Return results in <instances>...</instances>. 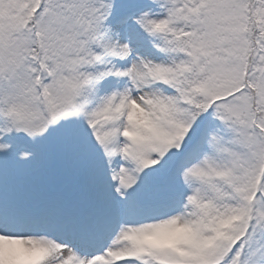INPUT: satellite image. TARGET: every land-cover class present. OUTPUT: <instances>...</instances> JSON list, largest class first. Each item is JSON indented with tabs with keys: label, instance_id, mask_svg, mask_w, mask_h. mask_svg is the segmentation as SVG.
I'll list each match as a JSON object with an SVG mask.
<instances>
[{
	"label": "snow or ice",
	"instance_id": "6c2138e0",
	"mask_svg": "<svg viewBox=\"0 0 264 264\" xmlns=\"http://www.w3.org/2000/svg\"><path fill=\"white\" fill-rule=\"evenodd\" d=\"M0 264H264V0H0Z\"/></svg>",
	"mask_w": 264,
	"mask_h": 264
}]
</instances>
